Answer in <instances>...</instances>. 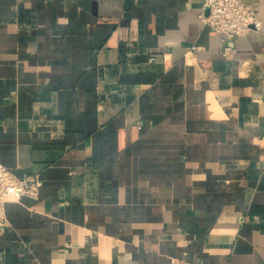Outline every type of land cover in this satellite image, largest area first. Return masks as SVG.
Here are the masks:
<instances>
[{
	"label": "crops",
	"instance_id": "crops-1",
	"mask_svg": "<svg viewBox=\"0 0 264 264\" xmlns=\"http://www.w3.org/2000/svg\"><path fill=\"white\" fill-rule=\"evenodd\" d=\"M202 2L0 0V264H264V0Z\"/></svg>",
	"mask_w": 264,
	"mask_h": 264
},
{
	"label": "built area",
	"instance_id": "built-area-1",
	"mask_svg": "<svg viewBox=\"0 0 264 264\" xmlns=\"http://www.w3.org/2000/svg\"><path fill=\"white\" fill-rule=\"evenodd\" d=\"M199 17L215 31L222 33L225 42L260 26L256 11L244 0H203ZM190 48L194 49L195 46ZM224 51H230L229 44L224 45ZM41 185L42 179L37 174L19 177L0 162V226L7 222L5 200H18L23 196L36 197Z\"/></svg>",
	"mask_w": 264,
	"mask_h": 264
}]
</instances>
